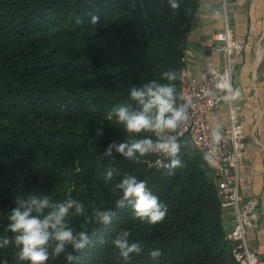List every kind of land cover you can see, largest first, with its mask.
<instances>
[{
  "label": "trees",
  "instance_id": "1",
  "mask_svg": "<svg viewBox=\"0 0 264 264\" xmlns=\"http://www.w3.org/2000/svg\"><path fill=\"white\" fill-rule=\"evenodd\" d=\"M179 2L174 11L168 0H0V237L13 235L5 230L17 199L71 197L88 215L94 207L115 212L108 225H85L93 243L74 264H240L214 172L187 136L180 138L183 167L173 175L149 167L154 155L142 163L103 155L127 138L115 118H104L134 103L131 87L166 83L162 73L174 70L181 92L182 57L202 0ZM109 167L116 171L105 184ZM125 174L145 180L167 206L161 223L135 219L131 206L116 208L112 185ZM67 223L80 231L84 217L72 209ZM121 231L143 247L127 261L112 244ZM154 249L162 253L157 260L149 255ZM17 252L0 249V264H30ZM46 264L67 262L62 254Z\"/></svg>",
  "mask_w": 264,
  "mask_h": 264
},
{
  "label": "clouds",
  "instance_id": "2",
  "mask_svg": "<svg viewBox=\"0 0 264 264\" xmlns=\"http://www.w3.org/2000/svg\"><path fill=\"white\" fill-rule=\"evenodd\" d=\"M168 4L174 11L181 8L179 0H168ZM98 21V16L91 17L92 24ZM76 22L82 21L78 18ZM210 72L215 79L214 88L207 89L205 96L225 103L240 97V90L232 86L226 74L215 69H210ZM177 79V72L169 70L161 76V80L167 81L166 83L152 80L142 86L130 88L129 99L134 103L116 105L104 118L108 121L115 118L116 123L122 125L128 134L122 142L110 143L103 152L105 157L115 159V152L135 163H142L147 162L143 158L154 155L158 158L154 165L148 162L149 167L165 170L168 175H173L177 168L183 167L179 158L180 138L184 135L190 118L192 101L177 90ZM210 137L211 148L204 154L203 159L213 166L218 146L224 139L222 125L213 126ZM115 171L112 167L107 169L105 184L113 180ZM112 190L119 196L115 202L116 208L131 206L135 219L150 225H156L165 219L167 206L148 189L145 180L125 174L118 183L112 185ZM72 209L76 216L84 217L80 231H75L67 223ZM114 215L115 212L111 209L101 207H94L88 215L84 205L71 197L63 202H54L47 195H30L27 199L16 200L5 230L13 235L0 237V249L13 246L18 249V259L29 261L30 264H46L50 256L57 258L62 254L67 264H74L79 260L76 253L82 252L93 243L85 225H108ZM130 235L128 231H121L112 241L114 248L125 261L131 254H140L143 251L142 245L131 240ZM149 255L157 260L162 253L159 249H154Z\"/></svg>",
  "mask_w": 264,
  "mask_h": 264
},
{
  "label": "crops",
  "instance_id": "3",
  "mask_svg": "<svg viewBox=\"0 0 264 264\" xmlns=\"http://www.w3.org/2000/svg\"><path fill=\"white\" fill-rule=\"evenodd\" d=\"M224 0H202L189 35L191 53L186 64L193 75L200 77L211 66H223L225 55L212 48L214 35L225 26ZM228 14L236 36L244 40L245 48L234 55V88L240 97L234 102L240 107L246 147L240 168L243 202L258 201L259 219L248 232L251 248L258 252L259 264H264V0H227ZM227 107L221 105L211 123L226 127Z\"/></svg>",
  "mask_w": 264,
  "mask_h": 264
},
{
  "label": "built area",
  "instance_id": "4",
  "mask_svg": "<svg viewBox=\"0 0 264 264\" xmlns=\"http://www.w3.org/2000/svg\"><path fill=\"white\" fill-rule=\"evenodd\" d=\"M225 12V26L221 32L214 35L217 42L212 48L225 55L223 66H211L202 76L193 75L186 64L190 51L182 57L180 70L181 92L192 101L190 118L184 130L195 148L204 156L211 148L210 129L214 126L210 119L217 117L221 105H226V118L229 125L222 127L224 139L218 146L215 154V164L210 166L216 178L217 192L221 206L227 210L232 218V227L227 238L232 246L233 254L240 264H259L260 257L257 251L249 244L248 232L259 219L258 201L252 199L243 202L241 192L240 168L245 156L246 137L239 106L234 102L213 101L205 96L207 89L214 88L215 79L210 69L226 74L234 87L235 62L234 55L245 48L244 40L236 36L228 14L227 0L223 2ZM158 158V157H157Z\"/></svg>",
  "mask_w": 264,
  "mask_h": 264
},
{
  "label": "rangeland",
  "instance_id": "5",
  "mask_svg": "<svg viewBox=\"0 0 264 264\" xmlns=\"http://www.w3.org/2000/svg\"><path fill=\"white\" fill-rule=\"evenodd\" d=\"M230 215V214H229ZM231 216V215H230Z\"/></svg>",
  "mask_w": 264,
  "mask_h": 264
}]
</instances>
